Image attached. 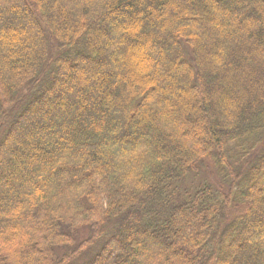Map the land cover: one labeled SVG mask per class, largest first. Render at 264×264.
<instances>
[{
    "label": "trees",
    "instance_id": "16d2710c",
    "mask_svg": "<svg viewBox=\"0 0 264 264\" xmlns=\"http://www.w3.org/2000/svg\"><path fill=\"white\" fill-rule=\"evenodd\" d=\"M0 264H264V0H0Z\"/></svg>",
    "mask_w": 264,
    "mask_h": 264
},
{
    "label": "rangeland",
    "instance_id": "374dc122",
    "mask_svg": "<svg viewBox=\"0 0 264 264\" xmlns=\"http://www.w3.org/2000/svg\"><path fill=\"white\" fill-rule=\"evenodd\" d=\"M13 25H16V24H9L8 27H13ZM98 33L100 35H103V33L101 31H98ZM145 56H146V53L143 51V50H140L138 49L137 47H133L132 48V53L130 55V64H131V68L133 66H136L137 63H140L142 62V60H145ZM106 61V58L103 59V62ZM113 67V66H112ZM115 70H117L116 66L113 67ZM258 230H260V228L258 227Z\"/></svg>",
    "mask_w": 264,
    "mask_h": 264
}]
</instances>
